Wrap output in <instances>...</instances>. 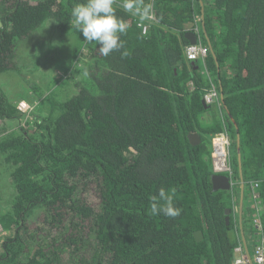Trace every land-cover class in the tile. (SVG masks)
I'll use <instances>...</instances> for the list:
<instances>
[{"label":"trees","instance_id":"16d2710c","mask_svg":"<svg viewBox=\"0 0 264 264\" xmlns=\"http://www.w3.org/2000/svg\"><path fill=\"white\" fill-rule=\"evenodd\" d=\"M77 2L0 0V75L15 69L18 41L48 20L65 55L62 88L39 91L25 127L0 131L13 191L0 212V264H232L243 234L249 249L264 243V0H143L147 20L114 0L129 27L125 48L107 57L72 27ZM189 32L213 49L194 63ZM212 87L224 95L223 118L204 102ZM21 115L0 85V120ZM225 128L241 183L240 135L241 221V184L234 195L213 188L211 141ZM162 187L181 208L176 218L149 215Z\"/></svg>","mask_w":264,"mask_h":264},{"label":"rangeland","instance_id":"374dc122","mask_svg":"<svg viewBox=\"0 0 264 264\" xmlns=\"http://www.w3.org/2000/svg\"><path fill=\"white\" fill-rule=\"evenodd\" d=\"M60 32V26L57 22L48 20L30 38L21 42L18 41L16 46L17 58L14 60L15 69L8 70L7 73L0 75V85L11 102H19V98L23 96L21 94L24 91L31 102L26 101L31 103L34 109L41 100L39 91L45 90V94H47L50 89L59 90V88H62L58 82L59 78H63L59 75L62 70L57 66L59 59L65 56L64 52L59 51L58 47L61 40L59 36H62ZM71 40L72 37L67 36V42L72 43ZM69 52L72 55L70 50ZM57 82L58 84H56ZM218 108L220 109L221 107L218 106ZM20 112L22 119L9 118L6 119L5 123L0 122V131L4 129L3 131H6V133L11 132L20 127V123L25 127V120L34 117L33 113ZM219 115L223 118L222 109H220ZM5 124L9 125L5 126ZM2 132H0V135ZM252 185L253 187L249 193L251 214L258 215L260 214V193L256 188L259 187V181H253ZM231 190L234 195L235 188H231ZM12 193V180L9 175L8 164L5 163L4 157L0 153V212L7 211L10 208Z\"/></svg>","mask_w":264,"mask_h":264},{"label":"clouds","instance_id":"9594fccd","mask_svg":"<svg viewBox=\"0 0 264 264\" xmlns=\"http://www.w3.org/2000/svg\"><path fill=\"white\" fill-rule=\"evenodd\" d=\"M113 4L114 0H79L73 5L70 13L72 27H75L86 41L99 45V51L105 57L114 50L125 48V41L121 36L127 33L129 27L123 17L117 14ZM122 7L125 12L137 15L142 20L151 19L152 6L143 3V0H124ZM208 48L211 50L210 46ZM121 55L127 57L128 53L122 51ZM148 212L151 216L162 214L176 218L181 214V208L175 205L174 194L162 187L158 197H151Z\"/></svg>","mask_w":264,"mask_h":264},{"label":"built area","instance_id":"2783aa9c","mask_svg":"<svg viewBox=\"0 0 264 264\" xmlns=\"http://www.w3.org/2000/svg\"><path fill=\"white\" fill-rule=\"evenodd\" d=\"M148 26L143 25L142 30L147 32ZM187 57L191 61H198L204 59L209 54V48L205 44L198 42L190 44L187 47ZM221 93L216 87L208 90L204 96V102L208 105L221 103ZM221 107V106H220ZM17 108L22 112L30 113L33 110V105L22 99L18 102ZM222 117L224 113L222 111ZM212 166L216 174H225L229 176L232 188L240 184V179L236 177L235 167L233 163V139L231 138L228 130L225 128L224 132H219L212 137ZM244 243V242H243ZM238 252L233 264H250V257H252L254 264H264V243H253L249 254L244 250L243 244L236 248ZM253 252V254H252Z\"/></svg>","mask_w":264,"mask_h":264},{"label":"water","instance_id":"95a60500","mask_svg":"<svg viewBox=\"0 0 264 264\" xmlns=\"http://www.w3.org/2000/svg\"><path fill=\"white\" fill-rule=\"evenodd\" d=\"M1 26H2V22L0 21V27ZM187 36L191 40V44L197 43V36H196V34L194 32H189L187 34ZM210 48H211V51L213 52L211 44H210ZM221 96H222V100L224 101L223 93L221 94ZM232 120L234 121L233 117H232ZM190 137H191V140H192V142L194 144L198 143L200 141V139H201L198 134H193ZM237 144H238L239 173H240V177H241V198H240V206H239V215H240V221H241L242 214H243V201H244L245 182L243 181L242 153H241V147H240V135L239 134L237 135ZM212 182H213V188L215 190H217V189L230 190L232 188V185H231V182H230V178H229V176H227L225 174L213 173ZM230 211H231L230 209H227V213H230ZM228 219H229V217H228ZM241 229H242V224H241ZM195 233H196V236L198 237L199 240L203 239V233L201 231H196ZM242 236H243V241L246 244V239H244V234ZM247 252L249 254L248 248H247ZM249 257H250V261H251L250 264H254L250 254H249Z\"/></svg>","mask_w":264,"mask_h":264},{"label":"crops","instance_id":"0c3cea01","mask_svg":"<svg viewBox=\"0 0 264 264\" xmlns=\"http://www.w3.org/2000/svg\"><path fill=\"white\" fill-rule=\"evenodd\" d=\"M194 62V61H193ZM20 100H22V99H24V100H28L27 98H26V95H25V97H23V96H20V98H19ZM28 101H30V100H28ZM31 102V101H30ZM15 103H17V105H18V102H15ZM31 104V103H30ZM218 105V104H217ZM218 110H219V112H220V109L219 108H217ZM224 109H225V107H224ZM19 110V109H18ZM221 114V113H220ZM210 117V116H209ZM221 117V116H220ZM204 120H208V116H204ZM6 121V120H5ZM0 122H2V123H5L4 121H1L0 120ZM10 124V123H9ZM8 124V125H9ZM21 124V123H20ZM8 125H6L5 124V126H8ZM1 135H2V133H1ZM0 135V136H1ZM237 147H238V144H237ZM237 151H238V148H237ZM241 184V183H240ZM240 198H241V190H240ZM239 206H240V203H239ZM246 235H247V239H248V236H252V234H251V231H249V229L247 230V232H246ZM246 239V238H245ZM244 245L245 246H248V244H247V241H246V244L244 243ZM252 248V247H251Z\"/></svg>","mask_w":264,"mask_h":264},{"label":"flooded vegetation","instance_id":"af4514ba","mask_svg":"<svg viewBox=\"0 0 264 264\" xmlns=\"http://www.w3.org/2000/svg\"><path fill=\"white\" fill-rule=\"evenodd\" d=\"M233 151H234V148H233ZM237 154H238V151H237ZM258 225L261 227V224H258ZM242 238H243V237H242ZM244 239H245V237H244ZM243 242H244V241H243V239H242V244H243L244 250L247 251V248H248V250L251 251V249H249L248 246L246 247V246L244 245Z\"/></svg>","mask_w":264,"mask_h":264},{"label":"bare ground","instance_id":"6f19581e","mask_svg":"<svg viewBox=\"0 0 264 264\" xmlns=\"http://www.w3.org/2000/svg\"><path fill=\"white\" fill-rule=\"evenodd\" d=\"M79 62V61H78Z\"/></svg>","mask_w":264,"mask_h":264}]
</instances>
